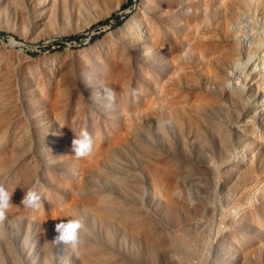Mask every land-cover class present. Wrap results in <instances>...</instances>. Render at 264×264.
I'll return each instance as SVG.
<instances>
[{"label":"rangeland","instance_id":"obj_1","mask_svg":"<svg viewBox=\"0 0 264 264\" xmlns=\"http://www.w3.org/2000/svg\"><path fill=\"white\" fill-rule=\"evenodd\" d=\"M110 1L113 2L110 3ZM119 1L120 0H109L107 5H104L101 8L99 7L100 9L94 13L96 20L94 19V21L89 23L90 25L85 23V26L84 23H80L84 27H82L83 29L80 28L79 22L78 24L71 22L69 26L54 29L53 31H55V33L53 32V35L51 34L50 36H45L43 35L44 32H34L31 33L33 35H29L26 39L21 36H16L8 31L0 30V46H3V48H0L5 50L7 48V50H11L13 48V52L16 51L15 53L19 56L20 52H23L21 54L24 56H18L20 60L18 57H15L16 55H14L15 58L12 56L15 60L14 64H19L18 67L20 68L23 67L22 71L25 70L24 66L27 64V66L30 65L27 60L36 61V65H41L44 62V66H47V68L51 66V69L53 68V70L56 65L55 69H57V71H55V73L58 72V75H61L59 79L63 80L66 74L72 73V68H70L71 71L70 69L68 70L70 71L69 73L65 72L66 68L69 66L66 65V67L64 65L67 61L72 59L75 60V58L77 60L79 57L81 58V53L84 57V54L87 55L85 52H88L90 47H92V49L89 52L93 51V48H95L93 46H95L96 43L110 38V36H112L111 34L118 30V27L121 28L124 23L139 12L140 0H121L120 5L116 6L115 4H118ZM185 1L186 6L190 4L191 6L192 4L195 6H193V9H191V6V8L188 6L191 10V14L187 12L182 15L184 16L183 18L186 20L185 23L187 25L191 22L190 24L192 25V28L190 24L188 28L186 25L184 26L185 28L180 29L181 31L179 30L176 32L177 35H174L175 38H173V42L168 40L165 41V43L169 42L166 45V48H168L165 60L166 58L167 60L164 65L162 64L159 66V71L156 72L146 68L148 70L147 74L150 76L149 78L147 76L148 82L142 83L140 81L139 83V88H143L142 90L140 89L139 92H143V94L147 92L146 95L138 94L139 92H134V90L128 91V94L131 92L133 93L129 94L130 106L127 107L128 110L126 113L129 119V124L131 125V120L136 119L135 121L133 120L132 125L135 124L139 127L134 128V126L133 132L137 135L136 137L146 143L148 148H144L145 151L150 152L148 153L149 155H147L142 152L143 150L140 147L136 148L134 145H130L125 148L124 153L121 152V154L116 155V161L117 159L120 160L117 161V163L119 166L121 165L122 167H120L124 170L128 169L130 172H135V174H137V178L132 179L137 180L139 186H136L137 189L135 188L130 190L129 193L138 196L139 200H137V202L140 203L139 207L142 211L140 212L141 215L143 213V215L145 214V217L143 216V218H148V220L151 219L150 222L155 224V227L150 226L149 228L145 225L148 228V231L146 230L147 228L144 230V226L141 228L143 229V231L141 230V234L134 237H127V239L121 237L120 235H115V232L113 233L110 231L107 234L108 239L113 238V240H116L115 250H110L113 252V256L115 254V262L113 264H264V236L258 232L251 233L250 228H246L244 226V223H251L250 220L251 218L253 219L254 214L258 217L260 215L261 218L259 217V222H261L262 225L264 224L262 222L264 212L263 214L260 212L264 211V191H262L264 189V142H262L264 141V126H261L260 122H257V119H259L263 120L264 123V111L261 112L263 113L262 115H253L252 112H250L253 108V103L259 102V100L264 102V99H262L264 98V87H262L264 86V0H206V2H208V7L206 3L204 4L201 2L202 0L199 1L204 6L199 4L200 2L198 0H196V2L194 0H189V4L187 3V0ZM105 9L106 11H104ZM193 10L196 11V13L193 12ZM104 15H106V17ZM185 16L187 18H185ZM189 27L190 30L188 31ZM169 48L170 50H168ZM13 52L11 55H13ZM216 52L217 54H215ZM69 53L70 55L72 53V59L69 56ZM74 53L77 56H75ZM156 55L159 57L161 54L157 53ZM46 58H49V60L46 61ZM25 59L27 63L24 62ZM40 59L43 62H41ZM65 60L66 62H64ZM74 60L71 62H74ZM60 61L61 63H59ZM34 62L32 63L31 61V64L33 65ZM71 62L69 61L68 64L70 63V65H72ZM43 65L38 66V68L42 67L45 69L44 71L41 70L42 72H39L40 69L39 71L36 70L38 68L35 67V64L30 67H35V72L40 73L39 77L31 78L30 76H35V73L34 69H30L32 70L30 72L34 73L33 75H31L32 73L29 75V77L33 79V82L36 79L37 83H44L47 82L48 79H51L53 75L51 74L52 70H50V68L47 69L46 67H43ZM62 65L65 66V69H63L64 66ZM60 68L61 70L63 69L64 72L63 70L61 71ZM2 69L4 70V68ZM48 70H50L49 73H47ZM59 70L61 71L60 73H63V76L59 73ZM25 71L27 73V69ZM52 73H54V71ZM55 73L53 76L56 77L57 73ZM49 74H51L50 77L48 76ZM255 74H259L260 76ZM40 75L44 77L42 78ZM57 79L58 78H56L54 82H56ZM59 79L57 80V83L58 81L60 82ZM149 79L155 80V85L153 84L154 81L152 82V85ZM165 84L167 86H164ZM255 85H257V87H255ZM154 86H158L159 89ZM161 86L163 87V92L160 91L162 90V88L160 89ZM164 87L167 88V93L164 91ZM254 87L257 90V99H259L256 101L252 100V97H250L251 91L255 89ZM144 88L147 89V91ZM150 88H152V90ZM155 89H158L159 91H156ZM258 89H260L261 92L258 91ZM230 91L232 94L236 92L242 103H239V105H233L230 101ZM142 96L143 98L144 96L149 97L151 101L144 98L147 100L145 101ZM152 96L154 97L152 98ZM260 96L263 97L261 98ZM165 97H168L169 99L166 98V101ZM131 99L132 101L136 100L134 101L135 104L131 101ZM211 99H213V104H211V101L210 104L209 102H205ZM169 100L170 103H168ZM160 102L163 106H161L162 104H160ZM196 102L200 104L197 105ZM206 103H208V106L206 105L208 108L205 107ZM131 104L133 106H131ZM200 105L202 107L204 106L206 109L204 107L202 108L203 110L200 109ZM136 106L138 108H135ZM220 106L224 110V106H226L227 109H236V111L239 112L238 117H233L232 115L225 113L224 110L222 111L219 108ZM147 107L148 110L147 113H145V109H147ZM153 107H155V109ZM149 109H151V111ZM138 111L141 112L139 113ZM150 112H153V114ZM175 115H177L180 119L177 122L175 120L178 118ZM226 116H229L227 117L228 120H225L227 119ZM153 117H155V119ZM174 117L177 119H174ZM146 118L147 121L145 120ZM122 121L124 122L123 116L120 118L119 122L117 121V131L124 129L123 126H125V123L122 125ZM140 121L142 124H140ZM141 126L144 128H140ZM178 126L179 129L181 128L180 130L177 128ZM250 126L254 127L259 132H263L261 135V142L258 141V139H254L255 137L252 136V134L250 136V133L247 134L249 138L248 136L244 137L242 134L241 136L235 134L238 129L245 133L244 129H249L251 128ZM211 127L221 130L219 132L220 135L215 132L217 130H214V128V132L212 133ZM139 128L140 130H138ZM218 135L221 136L219 138L223 137L222 141L226 140L224 143H221L222 145H220L219 141H217L218 139L216 136L218 137ZM242 136L244 138L243 140L241 138ZM249 139H251V141H249ZM252 139L256 141H253ZM244 141H246V145H243ZM164 143H168L167 146L172 149L174 155H170L163 149L164 146L162 144ZM218 145L221 147L224 146V148L222 149ZM128 149H130V151H128ZM152 151L156 154L158 153V156H160L158 157L160 158L159 161L158 158L154 160V158L152 159V156L150 157V153H153ZM182 153L184 154L182 155ZM127 155L129 157H127ZM164 162H169L168 164L171 165H163ZM193 163L195 166H202L200 168L204 167L203 169L207 172H210L211 170L210 175L214 176V179H210L211 181L208 185L204 182L205 176L203 177V174H201V178L198 175H195L194 177L192 176V179L195 180V184H198L199 186H202L203 183L205 184V188H201L202 190H197L193 188V185L189 184V182L184 181L185 177L188 178L189 176L186 169L188 170L192 167ZM172 167L174 170L177 168V173L175 174H178L180 169H184V171H180L179 176H176L173 173L174 171ZM224 167L229 170L227 173L225 172L227 169H223ZM145 168H150V170L151 168L155 170L158 168L160 175L162 174L161 172L165 173L167 171L165 173L166 177L163 173L164 175H161V177H163L162 179H153L152 182V173L149 169L147 171ZM240 170H242V172ZM168 171L172 172V176H170L171 174H167ZM244 171H249L248 174L250 176H245L244 179H242L241 177L244 176ZM149 174L151 175L149 176ZM183 174H185V176ZM167 175L170 178L169 180H167ZM196 177L197 179L203 178L204 180L198 179L196 181ZM97 183L99 185L98 189L101 197H110L115 201L122 200L123 197L120 195L121 192H119V190H116L115 188H112L114 190L107 189L103 187L102 182L98 181ZM206 185L209 186L207 187L208 190H206ZM138 188H140V190ZM171 189L172 191H170ZM44 190L46 191V189ZM51 192L56 193L55 190H51ZM252 194L254 197H252ZM181 195L186 198L183 200L188 201H183V196ZM249 195H251L252 198ZM171 198L172 203H170ZM158 199V202L160 203L159 206L156 207V200ZM162 199L164 201H169L164 202ZM52 200V195L50 199L40 198L38 208V211L41 213L40 216L48 219L47 221H49V223L51 221L50 218H54L55 216V212L53 211L55 203ZM163 203H168L170 206L173 204L171 207H174L177 204L176 208H180L181 210L183 206L184 213L186 211L188 213L183 215L180 213H174L171 215L169 220H165L162 214V207L166 204L164 205ZM196 208L197 211L195 210ZM248 215H251L250 220L246 217ZM23 216V219L29 218L27 213H24ZM242 217H244L243 220ZM244 219L249 221L246 222ZM257 219L255 218V220ZM255 220H252L254 221L253 224H258V220V223H256ZM239 221L244 222L240 223ZM174 222L176 224H174ZM50 224L47 225L50 229L48 247L51 250V259L54 260L52 262H55L54 264H74L72 260H64L63 258L60 260L56 256V253L59 251L61 253L63 252L61 251L62 249L60 248V245L57 246V244L52 243L57 234L54 232V227H52L54 226L53 223ZM241 225L243 226V230L240 231V229H242ZM96 226V229H94L92 225H87L86 228L89 229L92 237L97 241V243H100V232L98 231L100 226ZM156 227L157 229L155 231ZM259 227H261V224ZM30 228L33 229L32 226H30ZM19 230L21 240L22 236L24 237L26 225L19 227ZM5 232L7 234L11 233V235L17 233L15 231L12 232L8 230ZM156 232L159 233V235ZM116 234H118V232ZM255 238H258L261 241L258 239L257 241ZM235 244L240 247L242 251L241 255L244 257H240L238 254L236 255L232 253V249L236 246ZM146 245L148 246L146 247ZM100 246L102 250L105 249L103 245ZM229 255L231 257H229ZM18 257L21 258L20 255H18ZM21 260L24 262H30V259L28 258H21ZM4 264H7L5 260Z\"/></svg>","mask_w":264,"mask_h":264},{"label":"bare ground","instance_id":"obj_2","mask_svg":"<svg viewBox=\"0 0 264 264\" xmlns=\"http://www.w3.org/2000/svg\"><path fill=\"white\" fill-rule=\"evenodd\" d=\"M184 1L185 0H140L139 12H137V14L135 13L136 15L133 16L131 19H129L126 23H124V25L121 28L118 27L117 31L114 30L115 32L111 34L112 36H110V38H108L107 40L104 38L105 40L96 43L95 46H93L95 47L93 48V51L89 52L92 49V47H90L89 51L87 49L89 54L88 52H85L87 53V55L84 54L85 56L83 57V54L81 53L80 55H82L83 58L79 57L77 60L76 58L75 60L72 59L71 57L72 53L71 55L69 53L71 59L74 60V62H71L72 60H69L72 63V65H70V63L68 64L69 61L66 62L67 59L65 57L66 60L64 62H66L67 64L65 63L64 65L65 66L69 65L68 68H66L67 71L65 70V72L69 73L71 71L70 68H72L71 71L72 73L70 74L65 73L66 75L65 74L64 75L66 79L63 78V80L59 79L61 75L59 76L58 72H56L57 74L55 73V71H57V69H55L56 65L54 66L51 63L54 66V70L53 68L51 69V66H49L50 70H52L51 74L54 75L55 73L57 76L55 77L52 75L53 78L52 77L51 79L47 78L48 79L47 82H44L43 79L42 81L44 83L40 82L41 84L39 82L38 84L36 79L33 82V79L31 78L39 77L40 74L39 72H42L41 70L43 71L45 70L42 67L38 68V66L43 65L44 62L40 59L41 62L43 63L41 65L37 64L38 65L37 66L36 61L35 63L33 60L30 61L27 60V62L30 63V65L27 66L28 65L27 64L26 65L27 67L24 66L25 70L27 69V73H26L25 70L22 71L23 67L20 68L18 67L19 64L18 65H16V63L14 64L15 61L13 59L14 55H16L15 57L19 56L15 53L16 51L13 52V48H12L11 50L9 49L11 51L10 52L9 50H7L8 49L7 48L6 49L7 52H6L5 49H1L3 48V46H0L1 47L0 48V184L4 185L9 192H13L12 201H11L13 207H11L8 213L6 214V218L3 221H0V264H4V260L7 264H54L55 262H52L54 260L51 259V255H52L51 250L48 247L50 229L48 228L47 225L53 223L54 226L52 227H54V232H55V225L57 223H59L61 220L70 219L74 215L82 216L84 218V225H85V228L82 230L81 233L82 243L79 247V251L77 253H74L68 247L64 245H60V248L62 249L61 251L63 253H61L59 250H58L59 252L57 251L58 253H56V256L60 260L61 258H63L64 260L69 259L72 260L74 264H113L115 262V257H114L115 254L113 256V252H111L110 250L111 249L115 250L116 240H113V238L108 239L107 234L110 231H112L113 233L115 232V235H120L121 237L127 239V237H134L141 234V230L143 231V229L141 228H143L145 225L149 228L150 226L155 227V224L150 222L151 219L148 220V218H143V216L145 217V214L143 215V213L141 215L140 212L142 211L141 208L139 207L140 203L137 202V200H139L138 196L129 193L130 190L135 189L136 186L137 187L139 186L138 181L132 179V178H137V174H135V172H130L126 168H125L126 170L121 168L122 166L120 165L121 166L120 167L117 163V161L120 160L117 159L116 161L117 158L116 155L121 154V152L124 153L125 148L130 145H134L136 148L140 147L143 150L142 151L143 153L149 155L148 153L150 151H145L144 149V148H148L146 146V143L144 141H141L138 137H136L137 135H135L133 132L134 126H135L134 128L139 127L135 124L132 125L133 120L135 121L136 119L131 120L132 121L131 123L132 126H131L128 121L129 119L126 115L128 110L127 107L130 106L129 94L132 93L131 92L128 94V91L134 90V92H139L140 89L141 90L143 89V88H139L140 81L142 83L148 82L147 79L150 77L147 74L148 70L146 68H149L157 72L159 71L158 69L159 66L165 64V61L167 60V58L165 60V57L168 48V47L166 48V45L169 43V42L165 43V41L167 40L170 42L174 41L173 38H175L174 35L176 34V32H178L182 28H185L184 26L187 25L185 23L186 20H184L183 18L184 16L182 15H184L187 12L191 14L190 12L191 10L189 9L191 4L188 5L189 0H187L188 3L187 5L189 7L186 6V1L185 2ZM194 1L196 2V0ZM111 2L113 1H110V3ZM120 2L121 0L119 1L118 4L115 5L119 6ZM201 2H203L204 4L206 3V5L208 4L206 0H202ZM201 2L199 4H201ZM107 3H109V0H0V30L8 31L16 36H21L26 39L29 35H33L31 33L34 32L37 33L44 32L43 35L50 36L53 32L55 33V31H53L54 29L69 26L71 22L72 23L74 22L76 24H78L79 22L80 28H82L83 26L80 23L81 22L84 23L85 26L86 24H89L92 21H94V19L96 20L95 18L96 16H94V13L104 5H107ZM193 6L194 4H192L191 6L192 8L191 7L190 8L193 9L195 7ZM104 11H106V9ZM193 12L196 13V11L194 10ZM106 15L104 16L106 17ZM185 18L187 17L185 16ZM190 21H191V17H190ZM190 23H188L187 28L188 26L191 25ZM189 30L190 27L188 31ZM10 41L13 42L12 40ZM168 50H170V48ZM12 52L13 55H11ZM21 53L23 52H20V56L21 55L24 56ZM157 53H160L161 55L158 57L156 55ZM215 54H217V52ZM74 55L77 56L75 53ZM48 60L49 58L46 61ZM31 61L32 63L34 62L35 67H37L38 69H36L35 67L30 68L34 65L31 64ZM24 62L27 63L26 59ZM38 62L40 63L39 60ZM59 63H61V61ZM22 66H23V62H22ZM62 66L60 67L63 68ZM65 66L63 69H65ZM43 67L47 68V66L44 65ZM2 68H4V70ZM34 68L38 71L40 69V71L35 72ZM28 69H29V74H28ZM30 69H34L35 76L33 75L34 74L33 72H30L32 71ZM69 69L70 71H68ZM50 70L46 72L49 73ZM60 70L59 73L62 71ZM53 71L54 73H52ZM30 74L33 75L30 76L31 78L29 77ZM51 74H49L48 76L50 77ZM60 74H62L63 76V73ZM255 75H259V74H255ZM41 76L42 75H40V77ZM43 77L44 76H42V78ZM56 78H58L60 82L58 81L57 83L58 79L56 80V82H54ZM149 81H151V84L154 81L153 84L155 85L156 82L155 80L149 79ZM158 86L157 87L154 86V87L158 88ZM162 86L160 87V89L162 88V90L160 91L163 92ZM164 86L167 85L165 84ZM220 86L222 87V85ZM255 87H257V85H255ZM164 88H165L164 91L166 92L167 88L166 87ZM150 89L152 90V88ZM158 89L155 90L157 91ZM145 90L147 91V89ZM255 90L256 88L250 93V97H252V100L254 101L259 100L257 99V94H256L257 90L256 91ZM258 91H260V89H258ZM146 93L147 92L143 94V92L141 93L139 92L138 94L146 95ZM229 94H231L230 101L233 105H239V103H242L241 100L238 98V94L236 92L232 94V92L230 91ZM153 97L154 96H152V98ZM144 98L150 100L149 97L144 96ZM166 98L168 97H165V100ZM212 100L213 99L207 100L205 102H209V104L212 102L211 104H213ZM134 101L132 102L134 103ZM168 103H170V100ZM160 104L162 103L160 102ZM199 104L200 103H197V105ZM207 104L208 103L205 104V107L208 106ZM263 104L264 102L260 100L259 102L253 103V108L250 112H252L253 115L254 114L262 115L263 113L261 112L264 111ZM131 106L133 105L131 104ZM161 106H163V104ZM200 107L199 108L202 109L204 106L202 107L200 105ZM224 107L225 110L221 108V106L219 108L222 111L224 110L225 113L232 115L233 117H238L239 112H237L235 108H234L235 110H233V109H227L226 106ZM135 108L138 107L136 106ZM153 108L155 109V107ZM145 110H146L145 113H147L148 107ZM149 110L151 111V109ZM141 111L138 112L140 113ZM151 114H153V112ZM120 116L121 117L123 116L124 122L122 121L123 122L122 125H124L125 123V126H123L124 127L123 130L117 131L116 125L121 118ZM227 117L229 116H226V118ZM153 118L155 119V117ZM177 118L174 117V119ZM145 120L147 121V118ZM178 120L180 119L178 118L175 121L177 122ZM225 120H228V118ZM257 122H260V125L264 126L263 120L257 119ZM140 124H142L141 121ZM142 127L143 126H141L140 128ZM250 127L251 128L248 127L249 129H244L245 133H243L238 129L237 133L235 134L238 136H241L242 134L245 137L248 136L247 135L248 133H250V136L252 134V136L255 137L254 139H258V141L261 142L262 141L261 135L263 132L257 131L252 126ZM140 128L138 130H140ZM177 128L179 129V126ZM213 128L211 130L212 133L214 132ZM83 129H87L92 135L94 142L93 152L91 153V155L87 157L78 158L74 155L72 151V140L75 138L76 135H79L80 131ZM215 129L216 128H214V130ZM220 131L221 130H217L215 132H217V134L220 135L219 133ZM219 135L218 137L216 136V138L218 139L217 141H219V144L222 145L221 143H224L226 140L224 139L225 141H222L223 137L219 138L221 137ZM241 138L242 140L244 139L243 136ZM249 141H251V139H249ZM162 145L164 146L163 147L164 150H166L170 155H174L172 149L169 146H167L168 143L166 144L164 143ZM243 145H246V141H244ZM221 148L223 149L224 146ZM128 151H130V149H128ZM183 154L184 153H182V155ZM151 156L152 159L154 158V160L160 157L158 156V153L156 154L154 152L150 153V157ZM127 157L129 156L127 155ZM159 159L160 158H158V161ZM164 160H168V159H164ZM164 163L163 165H166L169 162L165 164ZM170 165L171 164H168L166 166H170ZM198 166H195V164L193 163V166L188 169L190 171L186 169V172L189 174V176L187 175L188 178L185 177L184 181L189 182V184L193 185V188L197 190H202L203 188H205V184L207 185L210 184L211 181L210 179H214L213 178L214 176L210 175L211 170L210 172H207L206 170L203 169L204 167L200 168L202 166L199 167ZM153 168H151V170L150 168H148L149 171H151L152 173L151 181L153 179L154 180L162 179L163 177H161V175L164 172H161L162 174L160 175L158 169L159 167L156 168L157 170ZM174 168H173L174 171L173 173L176 176L177 175L179 176L180 171H184V169L182 170L180 169V171H178V174H175L177 173V168L176 170H174ZM148 169L146 170L148 171ZM223 169L226 170L227 168L224 167ZM228 171L229 170L227 169V171L225 172L227 173ZM240 171L242 172V170ZM169 172L170 171H168L167 174L172 173ZM248 173L249 171H244L243 174L244 176L242 177L240 176V177L242 179H244L245 176L249 177L250 175ZM201 174H203L202 175L203 177L205 176V180L202 178L205 184L202 182L204 185L202 184V186L201 185L199 186L198 184H195V180H193L192 178L195 175H198L201 178ZM150 175L151 174H149V176ZM183 175L185 176V174ZM170 176H172V174ZM197 177H196V181L199 179V178L197 179ZM169 179L170 178L168 176L167 180ZM98 181L103 183L104 188L111 190H114L112 188H115L116 190H119V192H121L120 195L123 197L122 200L115 201L110 197H104V196L101 197V194L98 189L99 186L97 183ZM207 185H206V190H208L207 187H209ZM33 186L36 187V190L38 191L40 198L50 199L52 195V199H53L52 201H54L55 203L53 207L55 216L54 218L52 217L50 218L51 220L50 223L49 221H47L48 219H45L40 216L41 213L38 211V208L35 210L28 209L20 204L24 196V192H26L29 188ZM44 189H46V191ZM138 189L140 190V188ZM51 190H55L56 193H52ZM170 191H172V189ZM262 191H264V189ZM249 196L251 197V195ZM183 197L182 200L186 199L185 197L184 198ZM252 197H254L253 194ZM158 201L159 199L156 200V205H155L156 207L159 206L160 202ZM165 201H169V200H165ZM171 201L172 198L170 200V203H172ZM128 202H132V203H128ZM173 203H177V202H173ZM165 204H164L165 206L162 207V214L165 220L166 219L169 220L171 215L174 213H180L182 215L188 213L187 211L184 213L183 206L181 210L180 208L179 209L176 208L177 204L174 207H171L173 206V204H171V206L168 203ZM195 210L197 211V208ZM260 212L263 214L264 211H260ZM24 213H27L29 215L28 218L29 220L23 219ZM37 214H38V218H37ZM250 216L251 215L246 216L247 219L250 220L251 218ZM253 216H254L253 219L251 218L250 220L252 224L248 222L249 220L247 221V219H244V221L246 220V222H248V223H244L245 224L244 226L246 228H250L251 233L258 232L259 234H262L264 236V224L262 225V223L259 222L261 218L260 215H259L260 218L255 214ZM243 218L244 217H242V220ZM255 218L256 219L259 218L257 219L259 223L257 222V220H255ZM252 220H255V222L258 224L255 223L253 224L254 221ZM262 220H263L262 222L264 223V216L262 217ZM174 224L176 223L174 222ZM260 224L261 227H259ZM25 225H26V231L24 232V237L22 236L20 240L19 227ZM87 225H92L94 229L97 228L96 225L100 226V229H98V231L100 232V236H99L100 243H97V241L92 237L89 229L86 228ZM30 226H32L34 230L31 229ZM146 226L144 227V230L147 228ZM241 227L242 229H240V231L243 230L242 225ZM156 229L157 227L155 228V231ZM7 230L12 232L15 231L17 233L14 235H11V233L7 234L5 232ZM146 230L148 231V228ZM117 232L118 234H116ZM159 233L157 234L159 235ZM258 240L261 241L260 239ZM145 242H149V241H145ZM99 244L103 245L105 249L102 250ZM147 246L148 245H146V247ZM232 253L236 255L238 254L240 257H244L243 255H241L242 251L240 247L237 245L234 247V249H232ZM18 255H20L21 258L30 259V262L29 261H27L29 263L24 262L23 260H21L20 257H18ZM230 255L229 257L232 256Z\"/></svg>","mask_w":264,"mask_h":264},{"label":"clouds","instance_id":"obj_3","mask_svg":"<svg viewBox=\"0 0 264 264\" xmlns=\"http://www.w3.org/2000/svg\"><path fill=\"white\" fill-rule=\"evenodd\" d=\"M93 138L87 129L80 131L72 140V151L78 158H84L93 152ZM13 192H9L7 188L0 184V221L6 218V214L13 207L12 204ZM40 195L33 186L24 192V196L20 204L28 209L39 208ZM18 207V206H17ZM85 228L84 218L82 216H73L67 220H61L55 225L57 236L52 243L64 245L72 252L77 253L82 243V230Z\"/></svg>","mask_w":264,"mask_h":264}]
</instances>
